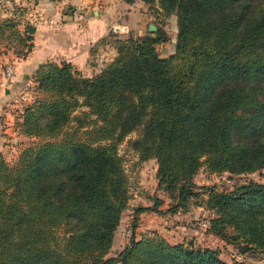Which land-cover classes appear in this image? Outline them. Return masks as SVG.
Returning a JSON list of instances; mask_svg holds the SVG:
<instances>
[{
    "label": "trees",
    "instance_id": "1",
    "mask_svg": "<svg viewBox=\"0 0 264 264\" xmlns=\"http://www.w3.org/2000/svg\"><path fill=\"white\" fill-rule=\"evenodd\" d=\"M142 1L177 15L169 57L157 50L168 40L159 28L118 38L116 56L91 77L67 61L34 74L38 95L15 130L38 140L12 165L0 152V264H241L155 230L108 257L130 199L119 145L135 131L129 143L141 161H158L168 212L187 210L201 189L215 214L211 232L243 253L264 251V183L227 191L194 181L204 164L213 173L264 169V0ZM18 23L0 20V38L13 35L24 58L36 27L26 20L20 31ZM161 203L137 207L132 230Z\"/></svg>",
    "mask_w": 264,
    "mask_h": 264
},
{
    "label": "rangeland",
    "instance_id": "2",
    "mask_svg": "<svg viewBox=\"0 0 264 264\" xmlns=\"http://www.w3.org/2000/svg\"><path fill=\"white\" fill-rule=\"evenodd\" d=\"M38 2L39 0H0V20L12 17L19 22L17 29L24 31V29H26L25 21L34 13V6L37 5ZM146 7L147 12L152 14V19L149 22L155 25L154 30L150 31L148 26L143 34H139V32L137 33L135 31L129 32L126 28L124 31L116 33L111 28V31H113L112 34L114 33V36L110 38L112 46L117 52L116 40L118 38L127 39L129 37H139L156 32L159 28H163L167 34L168 40L158 44L156 47L162 57H169L176 49L178 35L177 15L157 14L150 8L151 5L147 4ZM23 9H26L24 16L21 14ZM6 35L7 37L4 36L0 38V86H5L2 77L6 66L10 63L16 65V62L20 58H23L25 50L13 35L8 36V33ZM27 80L22 79V82L25 83ZM37 95L38 94L34 90V99ZM83 110H85L84 107L80 108L77 114H80ZM16 133L18 132L16 131ZM138 133L137 131L131 133L119 145V153L124 160L125 171L129 178L130 199L129 206L123 211L120 218L115 233L114 244L108 257H118L120 252L130 245L133 236L136 239H140L143 235L150 234L155 230L167 233V235H169L168 238L171 239L173 243L183 241L188 244V242L192 241L194 244H197L198 236H200L203 243L201 242L199 245L220 249L221 257L229 263L264 264V251L254 250L243 253L238 247H235L233 244L226 242L221 237L211 232V220L215 217V214L207 208V194L204 193L203 190L199 189L200 195L189 201L187 210H179L177 213L168 212V209L173 204V200L166 190L158 187V161L156 159L141 161L138 153L129 143L130 139H134L138 136ZM37 140L36 138L27 137V140L20 142L22 144L20 151L35 143ZM12 155L15 156L17 154L13 152ZM13 156L8 155V161L11 165L15 163L14 161L16 160ZM251 180L264 183V169L244 174H231L229 172L213 173L209 167L204 164L194 176V181L198 187L216 185L219 190L227 191L233 190L241 184ZM156 200L162 201L159 207L161 212L146 211L140 214L138 217V229L134 232L132 230V222L136 216L137 207H154ZM204 222H208L209 226H203L202 223ZM186 227L189 229L187 230ZM187 231L189 234L185 236V232ZM177 232H179V234H177ZM235 254L243 255L244 261H237L234 257Z\"/></svg>",
    "mask_w": 264,
    "mask_h": 264
},
{
    "label": "crops",
    "instance_id": "3",
    "mask_svg": "<svg viewBox=\"0 0 264 264\" xmlns=\"http://www.w3.org/2000/svg\"><path fill=\"white\" fill-rule=\"evenodd\" d=\"M146 6L142 0H39L27 18L36 27L33 48L16 62L13 83L0 86V152L7 160L13 152L17 158L20 142L27 140L3 117L4 106L24 85L22 79L33 78L39 66L48 61H67L84 76L95 75L117 54L110 42L101 40L108 37L116 22L124 30L143 34L152 19ZM160 232L172 242L167 233ZM197 242L201 244L200 236Z\"/></svg>",
    "mask_w": 264,
    "mask_h": 264
},
{
    "label": "built area",
    "instance_id": "4",
    "mask_svg": "<svg viewBox=\"0 0 264 264\" xmlns=\"http://www.w3.org/2000/svg\"><path fill=\"white\" fill-rule=\"evenodd\" d=\"M112 30L114 32H122L124 29L120 26V24L116 23L112 26ZM15 76V65L10 63L6 66L3 73V84L5 86H9L13 83ZM35 90V81L33 78H29L24 85L17 90L15 95L6 103L3 108V117L10 123L14 129L16 122L23 116L26 108L32 103L34 96L33 92ZM16 131V130H15ZM203 226L208 227L209 223H202ZM237 261H244V256L240 254L234 255Z\"/></svg>",
    "mask_w": 264,
    "mask_h": 264
},
{
    "label": "water",
    "instance_id": "5",
    "mask_svg": "<svg viewBox=\"0 0 264 264\" xmlns=\"http://www.w3.org/2000/svg\"><path fill=\"white\" fill-rule=\"evenodd\" d=\"M154 28H155V25L151 23V24L149 25V29H150V31H153Z\"/></svg>",
    "mask_w": 264,
    "mask_h": 264
}]
</instances>
